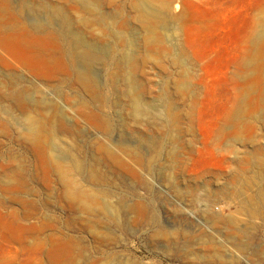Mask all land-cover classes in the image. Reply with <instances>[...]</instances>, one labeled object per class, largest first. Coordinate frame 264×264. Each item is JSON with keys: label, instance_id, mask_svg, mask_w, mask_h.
Listing matches in <instances>:
<instances>
[{"label": "rangeland", "instance_id": "rangeland-1", "mask_svg": "<svg viewBox=\"0 0 264 264\" xmlns=\"http://www.w3.org/2000/svg\"><path fill=\"white\" fill-rule=\"evenodd\" d=\"M135 1L0 0V264H264V0H142L161 23ZM27 88L98 213L73 208L5 113Z\"/></svg>", "mask_w": 264, "mask_h": 264}, {"label": "bare ground", "instance_id": "bare-ground-1", "mask_svg": "<svg viewBox=\"0 0 264 264\" xmlns=\"http://www.w3.org/2000/svg\"><path fill=\"white\" fill-rule=\"evenodd\" d=\"M136 1H135V3H137ZM135 3H133V4H135ZM136 5H133V7L137 8L139 10V13L141 16H138V17L143 16V18H145V17L148 18L149 15H152V16L157 18L155 22L161 23V22L157 21L158 19H159V21H161L160 19L162 17L159 15L158 11L154 10L150 13L147 12L143 7L144 4H143L142 0H138V4H136ZM87 7L89 8V5H87ZM90 8H91V5H90ZM57 11H58V13H60L59 9H57ZM140 19H142V18H140ZM63 20L66 21L65 17H63ZM24 29L26 30V32L28 34H36V35L39 33L51 34L50 31L43 28L41 26V24L38 22H32L28 28L26 27ZM151 29H152V27H151ZM156 29H154V33H155ZM150 31L153 32V30H150ZM75 32H73L70 29L69 24H67L66 22H63V27H62L60 33H62L63 36H65L66 39L68 40L70 57H75L77 60L81 61L82 63L84 62L85 64H87L95 58V49L91 44H89L88 42H86L83 39V36L81 38L80 36L75 34ZM151 38H152V35H151ZM154 39H156V38H154ZM0 52L3 55H6L9 57L7 51L4 48H1V46H0ZM28 52H30L31 54H41V55H46V53H47L44 49L36 48V47H34V45L29 47ZM123 58L128 59L126 62H128V61L130 62V60L132 59L131 56H128V55H127V57L125 56ZM12 62L15 64V66L18 69L27 72L29 75L34 74L30 70L29 67H24L21 63H19V60L15 61V59H14ZM84 69L85 68H79V70L76 69V70H74L75 71L74 74L76 75L75 78L78 81V83L81 86L88 88V86L91 84V79H90L91 77L89 76V73H87L88 71H86ZM12 76H13V74H12ZM75 78H74V80H75ZM129 78H131V77L129 76ZM127 86H128L127 92H129V94H130V98H129L130 100L128 99V101H130L129 104H131V107L133 108L134 112H139L141 104L139 102L140 99L134 93L135 85L133 82V77L130 80V84ZM10 88H12V87H10ZM10 88L9 87L7 88L8 93L10 92ZM27 91H29V88L11 91V92H14L16 99L19 100L18 107H19L20 111L18 110L19 113L15 114V115H12L9 112H5V113L10 117V120L13 121V125L15 126L14 128H16V130H18L21 133V137H22L23 142H26L27 145H31V146L35 147L34 150L36 152V155L40 159L41 164L46 168L45 170L48 173L53 172L56 175L57 179L59 180V182L63 186L64 192H65L64 195H66L65 197H67V199L73 203L72 204L73 208H75V210L79 211V212L98 213V211H100L102 208L95 207L96 203H95L94 198L90 194L86 193L77 182H74L73 179H71L72 171L79 169L81 167L80 160L78 158H76L72 153L70 155V154H66L64 152V150L61 151V150L55 149L53 144H52V147L54 148L56 153H53L52 150L49 148V146L51 144L49 145L48 140L53 139L52 135H53V132L55 131L54 126H53V123L50 120V118H45L40 113L41 112L40 110H45L46 108L49 109L48 104H45V103L39 104L38 102H35L33 100L31 101L32 103L27 104L23 98V96L25 95V93ZM7 92H5V93L7 94ZM129 94H128V97H129ZM4 95H2V96L4 97ZM5 96H8V94ZM12 97H13V95H12ZM16 104H18V103H16ZM0 125H5V124L0 123ZM100 148H102V147H100ZM103 150H104V148H103ZM259 158L260 159H257V161L259 160L258 162L260 164H262V162H264V159L262 157H259ZM257 166H259V165H257ZM262 168H263V166H262ZM259 172H261V171H258V173ZM257 176H259V175H257ZM255 179H257V178H255ZM20 183L21 184L24 183L23 180H21ZM258 190H260V189H258ZM0 202H2L1 199H0ZM73 208H71V210ZM105 209H107V208H105ZM111 216L115 217V213L111 212ZM162 231L163 230L157 229L156 233L153 234L154 235L153 237L156 236L155 238L160 237L162 239H165L166 237H168V235H166L165 232H162ZM169 236H170V234H169ZM68 241H69V239H68ZM133 264H135V263H133Z\"/></svg>", "mask_w": 264, "mask_h": 264}]
</instances>
